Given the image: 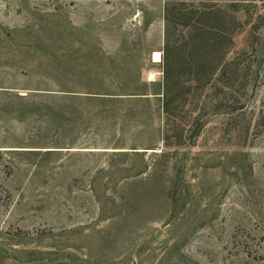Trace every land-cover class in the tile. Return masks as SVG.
<instances>
[{
    "label": "rangeland",
    "instance_id": "rangeland-1",
    "mask_svg": "<svg viewBox=\"0 0 264 264\" xmlns=\"http://www.w3.org/2000/svg\"><path fill=\"white\" fill-rule=\"evenodd\" d=\"M167 2L0 0V264H264V0Z\"/></svg>",
    "mask_w": 264,
    "mask_h": 264
},
{
    "label": "trees",
    "instance_id": "trees-1",
    "mask_svg": "<svg viewBox=\"0 0 264 264\" xmlns=\"http://www.w3.org/2000/svg\"><path fill=\"white\" fill-rule=\"evenodd\" d=\"M171 3H170V0H168V2L166 3V11L167 13H169V11L171 10Z\"/></svg>",
    "mask_w": 264,
    "mask_h": 264
},
{
    "label": "bare ground",
    "instance_id": "bare-ground-1",
    "mask_svg": "<svg viewBox=\"0 0 264 264\" xmlns=\"http://www.w3.org/2000/svg\"><path fill=\"white\" fill-rule=\"evenodd\" d=\"M157 54H158V53L155 54V56H156V57H155V60L158 58V57H157Z\"/></svg>",
    "mask_w": 264,
    "mask_h": 264
},
{
    "label": "built area",
    "instance_id": "built-area-1",
    "mask_svg": "<svg viewBox=\"0 0 264 264\" xmlns=\"http://www.w3.org/2000/svg\"><path fill=\"white\" fill-rule=\"evenodd\" d=\"M160 55V54H159Z\"/></svg>",
    "mask_w": 264,
    "mask_h": 264
}]
</instances>
